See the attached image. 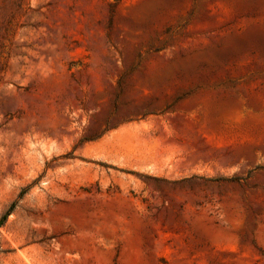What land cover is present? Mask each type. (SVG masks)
Here are the masks:
<instances>
[{"label":"rangeland","instance_id":"374dc122","mask_svg":"<svg viewBox=\"0 0 264 264\" xmlns=\"http://www.w3.org/2000/svg\"><path fill=\"white\" fill-rule=\"evenodd\" d=\"M0 264H264V0H0Z\"/></svg>","mask_w":264,"mask_h":264}]
</instances>
